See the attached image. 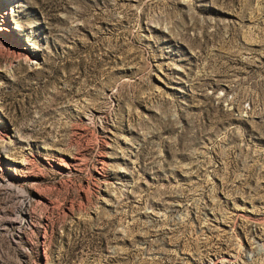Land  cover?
<instances>
[{
    "label": "rangeland",
    "instance_id": "1",
    "mask_svg": "<svg viewBox=\"0 0 264 264\" xmlns=\"http://www.w3.org/2000/svg\"><path fill=\"white\" fill-rule=\"evenodd\" d=\"M0 264H264V0H0Z\"/></svg>",
    "mask_w": 264,
    "mask_h": 264
}]
</instances>
